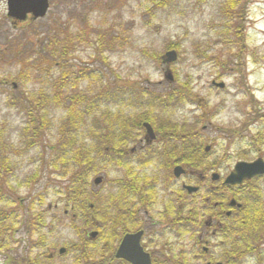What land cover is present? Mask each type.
<instances>
[{
  "label": "rangeland",
  "instance_id": "374dc122",
  "mask_svg": "<svg viewBox=\"0 0 264 264\" xmlns=\"http://www.w3.org/2000/svg\"><path fill=\"white\" fill-rule=\"evenodd\" d=\"M227 1L50 0L45 18L36 20L32 14L27 15L17 26L7 15L6 0L0 1V154L8 145L7 154L15 167L6 209L11 212L23 203L22 207L34 212L42 199V210H46L43 235L22 242L26 237L22 227L14 235L15 242L0 248V264H7L8 256L16 258L25 253L38 264H77L80 256L71 246L80 244L77 227L81 222L75 227L69 216H62L58 194L65 182L51 167L57 160L58 130L67 111L50 109V128L32 145L30 134L24 132L32 122L20 103L22 98H26L27 109L31 108V96H38L40 91L50 99L85 98L87 106L81 104L79 108L86 113L81 142L94 152L101 135L106 134L104 128L116 126L115 118L143 111L140 106L146 100L135 99L138 91L161 95L187 84L193 99L154 110L162 119L196 125L193 141L201 143L202 153L210 147L204 155L209 165L222 159V170L229 172L237 162L245 161L243 153L248 160L258 154L264 156V145L259 146L257 135L264 131V0H241L245 5V42L238 40L234 28L228 25L223 9ZM54 37L58 43L49 42L48 38ZM169 44L177 45L180 54L176 63L164 66L162 58ZM152 56L160 57L161 64ZM237 57L241 73L237 71ZM229 58L231 63L222 66ZM167 70L173 75L172 82L166 80ZM62 79L64 85L60 84ZM213 82L223 83L225 88H216ZM59 84L62 86L58 90L55 85ZM89 103L99 106L90 115L86 111ZM252 135L254 144L250 143ZM132 147L129 143L118 145L115 154L123 149L129 153ZM106 151L107 158H101L99 164L101 172L92 175L88 189V195L98 204L117 195L116 181L125 177L122 168L110 165V151ZM127 161L137 175L158 173L151 167L140 170L138 158L129 157ZM96 178L103 180L99 186L94 185ZM104 207L109 213V204ZM59 220H63V226ZM94 231L84 233L88 236ZM90 242V251L100 249L98 254L105 245L100 234ZM188 244L184 239L180 245ZM62 248L66 252L60 255ZM50 253L51 261L47 260ZM239 264L258 263L254 256L247 255Z\"/></svg>",
  "mask_w": 264,
  "mask_h": 264
},
{
  "label": "flooded vegetation",
  "instance_id": "af4514ba",
  "mask_svg": "<svg viewBox=\"0 0 264 264\" xmlns=\"http://www.w3.org/2000/svg\"><path fill=\"white\" fill-rule=\"evenodd\" d=\"M145 124L151 125L153 138L148 135ZM127 135L124 144L133 146L129 153L123 149L108 157L110 165H117L125 172L122 178V238L116 243L111 264H132L118 259L117 252L126 237L137 235L150 264H239L242 258L236 246L241 245L246 233L251 235L249 255L254 256L258 264L262 263L264 173L231 185L226 181L237 163L229 172L222 170V159L209 165L204 155L210 147L203 153L199 151L194 170L188 161L190 157L183 153L184 145L169 138V132L143 122L141 129L128 131ZM259 156L245 162L264 161V156ZM129 157L138 158L140 170L151 167L158 169V173L137 175L128 167L131 166L127 161ZM184 239L189 242L187 246L180 245ZM217 250L222 252L215 257L213 254ZM132 252L135 251L126 250L124 254L132 258Z\"/></svg>",
  "mask_w": 264,
  "mask_h": 264
},
{
  "label": "trees",
  "instance_id": "16d2710c",
  "mask_svg": "<svg viewBox=\"0 0 264 264\" xmlns=\"http://www.w3.org/2000/svg\"><path fill=\"white\" fill-rule=\"evenodd\" d=\"M224 11L227 13V21L230 28H234L233 33L236 38L240 41L245 42V35L243 33L245 23V5L242 4L241 0H228L224 6ZM14 26H17L18 21L13 20ZM49 42L55 40L58 43L57 37L48 38ZM243 42V43H244ZM64 50V48H63ZM175 50L180 54V48L175 44H169L165 51ZM41 57H44L40 53ZM152 58H154L152 56ZM157 64H161V58H154ZM239 63H237L238 73H241V63L239 57H237ZM231 63L229 58L222 64ZM63 68V67H62ZM64 79L61 83L64 85ZM55 87L58 90L62 85ZM14 89V87H13ZM193 99L194 96L189 92L188 85L185 84L183 87L172 89L169 93L157 94V93H145L138 91L135 99L146 100V103H142L140 107L143 108L139 114L135 116L121 115L115 118V125L109 128H104L106 134L101 135L100 143L94 146V152L88 145L81 142L80 131L85 126V115L82 110H79L81 104L85 103V98L75 97L72 99H63L61 96H55L54 99H50L44 91H40V94L36 97L31 96L29 104L31 108H25L26 98L20 99L23 108L26 111V115L30 117L31 128L28 126L24 130L25 134L29 136L32 145L41 141L45 135V132L50 128L51 122L49 121V113L52 108H64L67 111V115L59 127V138L57 141V160L51 166L55 173H58L60 179L65 182L62 186V190L59 191V198L62 202L63 217L69 216L72 224L77 227V224L81 222L80 226L77 227L79 243L72 245L71 248L79 251L80 256L78 257L77 264H111L109 261L114 260L113 252L116 248V242L122 235L119 227L122 226V202L123 192L122 179L117 180L116 183L120 190L115 196L108 198L106 203L109 204L110 209L107 213L108 208L104 206L105 202L98 204V202L88 195V189L91 186L90 179L93 174L101 172V158H107V149L109 148L110 153L115 154L116 147L124 144V139L128 136V131L141 129V123L148 122L152 124L157 130L167 131L170 135L169 138L176 139L182 145H184V154L190 157L188 160L192 163V168L196 170V163H198L199 154L202 153L201 143L194 142L193 131H196L197 126L194 124H180L173 122L170 118L162 119L155 112L157 106L160 109L164 108V104L179 105L185 102V99ZM17 100V99H16ZM67 100V101H66ZM68 103V105H67ZM90 104V103H89ZM87 106V104H86ZM168 107V106H167ZM97 103L90 104L87 107V114H91L92 110H95ZM90 112V113H89ZM109 114V112H107ZM84 114V117H83ZM106 116V115H105ZM260 116V115H259ZM258 119H261L259 118ZM111 125V124H110ZM106 127V126H105ZM31 131V132H29ZM112 132V133H111ZM258 141L260 145L264 144V131L258 132ZM184 138V139H183ZM255 137H250V143L254 144ZM29 142V141H28ZM7 146L1 148L3 151L0 154V248H8L9 244H12L16 240L14 235L17 231L22 229L26 230V237L22 239V242H29L32 237L41 236L42 230L45 227V213L46 210H42L43 200L40 199L39 207L35 208V211H29V208L22 207L20 203L16 209H12L11 212L7 211L6 207L8 203L7 192L12 185V177L15 173V167L11 164L9 158ZM200 151V153H199ZM100 161V162H99ZM36 176V175H35ZM31 178V184L34 183V178ZM21 205V206H20ZM93 206V208L91 207ZM98 210L101 214H98ZM112 210H115L114 212ZM96 214V215H95ZM101 215V216H100ZM63 224V220H59V225ZM63 226V225H62ZM89 229L99 231L100 236L103 237L105 245L98 254L90 251L91 242L87 235L84 233ZM43 235V234H42ZM250 233L243 234L242 242L239 247L241 258L250 254L249 247ZM45 237L42 238L41 242H44ZM70 248V247H69ZM98 262H93L92 259L97 257ZM51 261V258H47ZM7 264H38L37 261H32L29 256L25 253L18 257L8 256L6 259Z\"/></svg>",
  "mask_w": 264,
  "mask_h": 264
},
{
  "label": "water",
  "instance_id": "95a60500",
  "mask_svg": "<svg viewBox=\"0 0 264 264\" xmlns=\"http://www.w3.org/2000/svg\"><path fill=\"white\" fill-rule=\"evenodd\" d=\"M7 9L8 16L15 20H25L26 16L29 14H32L34 19H42L45 18L49 12L50 2L49 0H7ZM177 60V52L169 51L163 57V64L169 66L173 63H176ZM166 80L170 82L173 81V75L169 70L166 72ZM213 85L220 89H223L225 87L223 83L217 84L216 82H213ZM144 128L147 130L148 135L153 138L154 135L152 127L149 124H145ZM179 171H181V169H179ZM263 173L264 163L262 160H259L258 162H255L253 164L240 162L236 165L234 171L227 178L226 182L231 185L240 184L247 178H252L255 175ZM176 174H178V171L176 172ZM102 181V178H96L94 184L96 186H99ZM97 236V232H92L89 235L90 239L92 240L96 239ZM139 239L140 237L138 235L126 237L121 242V245L117 252V258L128 260L132 264H150L149 257L145 255L139 245ZM126 250H128V252L130 250L135 251L132 252V258H128V256L124 254ZM65 252V249L60 250L61 255H63ZM136 252L138 254H136ZM137 257L139 258L137 259ZM144 259L146 261L145 263L143 262Z\"/></svg>",
  "mask_w": 264,
  "mask_h": 264
}]
</instances>
